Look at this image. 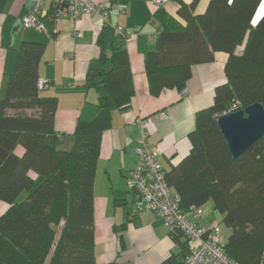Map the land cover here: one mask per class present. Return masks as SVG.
<instances>
[{
	"label": "trees",
	"instance_id": "1",
	"mask_svg": "<svg viewBox=\"0 0 264 264\" xmlns=\"http://www.w3.org/2000/svg\"><path fill=\"white\" fill-rule=\"evenodd\" d=\"M261 1L209 0L194 14L199 0H189L178 8V19L158 7L161 32L145 57L148 92L157 97L166 89L182 91L193 65L226 55V81L215 88L212 106L196 115L190 149L164 171V180L183 212L211 203L229 230L224 253L237 264H260L264 250V136L234 159L216 122L254 103L264 107V13L255 19ZM96 43L101 63L108 57L110 68L88 70L84 86L97 95L96 115L77 121L67 150L58 148V140L53 147L45 142L55 134L57 101L37 88L44 46L23 42L4 81L0 264H94L93 182L101 136L112 113L128 109L134 96L126 40L104 24ZM171 236L182 251L170 261L182 264L191 243L177 229Z\"/></svg>",
	"mask_w": 264,
	"mask_h": 264
},
{
	"label": "crops",
	"instance_id": "2",
	"mask_svg": "<svg viewBox=\"0 0 264 264\" xmlns=\"http://www.w3.org/2000/svg\"><path fill=\"white\" fill-rule=\"evenodd\" d=\"M92 1L108 12L109 25L120 27L128 34L125 47L134 88L130 107L113 112L111 126L101 136L93 182V261L94 264H172L171 258H177L182 250L170 230L152 212L131 213L137 197L128 189L126 177L138 161L135 153L140 133L138 121H144L147 143L159 150L160 164L165 172L169 171L190 149L188 135L194 129L196 115L212 106L215 88L226 81V55L216 53L211 62L193 65L182 91L166 89L153 97L148 92L145 57L161 32L155 19L159 8L150 0ZM208 1L199 0L194 14L202 13ZM31 2L0 0V94L6 77L14 71L20 45L42 44L38 77L49 84L42 95L57 101L55 134L48 135L45 142L53 147L58 140V148L67 150L77 121L89 122L96 115L97 95L84 86L88 70L110 68L108 50L107 58L101 63L96 43L104 24L96 15L81 16L75 21L54 20L45 9L40 19L43 30L24 28L21 21L28 14ZM188 3L189 0H168L160 8L169 17L178 19V8ZM118 6L124 9L121 15L117 14ZM263 13L264 0L257 8L255 19ZM242 49L243 46L238 47L236 53L240 54ZM16 152L21 154L22 150L17 148ZM212 210L216 212L213 207ZM189 219L199 225L216 223L202 216Z\"/></svg>",
	"mask_w": 264,
	"mask_h": 264
},
{
	"label": "built area",
	"instance_id": "3",
	"mask_svg": "<svg viewBox=\"0 0 264 264\" xmlns=\"http://www.w3.org/2000/svg\"><path fill=\"white\" fill-rule=\"evenodd\" d=\"M157 7L163 6L168 0H150ZM47 10L49 17L54 20H77L81 16H98L103 24L109 25L108 12L102 5L92 0H32L28 14L22 19L24 28L43 30L41 15ZM124 13L121 6L117 7V14ZM113 33L125 40L128 34L120 27H112ZM46 80L39 79L38 90L47 89ZM140 129L136 138L135 153L138 161L126 177V185L136 194L132 214L144 212L154 213L162 223L172 232L181 231L191 245L182 264H237L224 253V240L220 234L218 224L210 223L199 225L190 221L189 217L198 218L202 215L201 209L191 208L183 212L179 206V199L173 194L164 180V170L160 164V152L147 143V132L144 130V121H138ZM260 264H264V250Z\"/></svg>",
	"mask_w": 264,
	"mask_h": 264
},
{
	"label": "water",
	"instance_id": "4",
	"mask_svg": "<svg viewBox=\"0 0 264 264\" xmlns=\"http://www.w3.org/2000/svg\"><path fill=\"white\" fill-rule=\"evenodd\" d=\"M217 127L232 158L242 155L264 136V107L254 103L218 117Z\"/></svg>",
	"mask_w": 264,
	"mask_h": 264
},
{
	"label": "rangeland",
	"instance_id": "5",
	"mask_svg": "<svg viewBox=\"0 0 264 264\" xmlns=\"http://www.w3.org/2000/svg\"><path fill=\"white\" fill-rule=\"evenodd\" d=\"M23 197V195L20 197V199ZM0 215H2V213H4L5 209H6V203L4 202H0ZM4 206V207H3ZM201 212H202V217L205 218L207 221H215L218 224V228L220 231V234L223 238L224 241H226L228 235H229V230L228 228H226L223 223H221L220 219H219V214L216 212H213L212 207L210 206V202H208L206 205H204L201 208Z\"/></svg>",
	"mask_w": 264,
	"mask_h": 264
}]
</instances>
